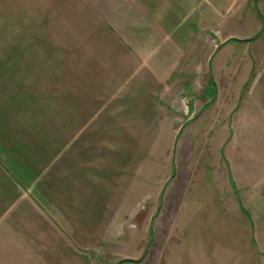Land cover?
I'll list each match as a JSON object with an SVG mask.
<instances>
[{
    "label": "rangeland",
    "instance_id": "374dc122",
    "mask_svg": "<svg viewBox=\"0 0 264 264\" xmlns=\"http://www.w3.org/2000/svg\"><path fill=\"white\" fill-rule=\"evenodd\" d=\"M250 1L231 0L230 13L216 15L214 51L208 46L197 67L193 63L156 93L167 107L153 110L149 123L104 124L96 136L85 135V144H74L83 126H71L72 160H84L87 147V173L96 174L108 193L91 225L70 237L62 254L25 264H264V198L258 199L264 136H208L204 114L198 128L184 124L204 112L208 95L219 107L258 99L259 93H249L263 62L249 26L258 20ZM45 6L43 0H0V132L29 125L16 84L51 86L57 106L64 85L67 96L79 88L71 78L85 62L63 44L65 32ZM222 15L230 21L223 23ZM229 35L231 45L220 44ZM53 127L56 133L59 126ZM25 237L18 236V249L30 247ZM38 244L31 248H50Z\"/></svg>",
    "mask_w": 264,
    "mask_h": 264
},
{
    "label": "crops",
    "instance_id": "0c3cea01",
    "mask_svg": "<svg viewBox=\"0 0 264 264\" xmlns=\"http://www.w3.org/2000/svg\"><path fill=\"white\" fill-rule=\"evenodd\" d=\"M43 1L55 14L51 21L65 32L63 44L74 46L72 55L77 53L85 64L75 68L71 78L79 87L76 92L67 96L71 91L66 85L59 90V106L51 86L32 84L29 91L16 84L17 102L29 110L30 121L28 126L21 124L19 133L0 132V264H25L40 255L62 254L65 245L70 246L69 238L91 225L108 192L96 174L87 173V147L84 160L80 155L72 160L77 157L71 155V126L73 130L83 126L74 134L83 137L74 144H85V135L96 136L104 124L149 123L153 110L167 107L156 93L193 63L197 67L208 46L214 51L216 15L231 10V0ZM250 7L258 18L249 22L258 38V64L263 62L258 85L250 86L249 93L260 95L222 107L208 95L201 108L205 113L198 110L184 123L198 128L206 115L208 136H264V0H251ZM225 21L229 16L223 17ZM230 38L220 44L230 46ZM250 72L244 75L249 77ZM0 88L4 91V86ZM179 93L182 100V88ZM88 125L95 130L85 129ZM53 126L60 127L56 133ZM263 179L258 181L260 203ZM18 236L30 238L25 239L30 247L18 249L17 241L22 242ZM38 242L50 248H31Z\"/></svg>",
    "mask_w": 264,
    "mask_h": 264
}]
</instances>
